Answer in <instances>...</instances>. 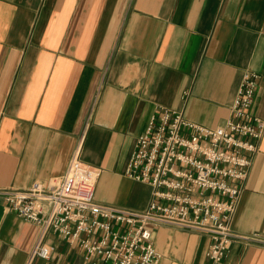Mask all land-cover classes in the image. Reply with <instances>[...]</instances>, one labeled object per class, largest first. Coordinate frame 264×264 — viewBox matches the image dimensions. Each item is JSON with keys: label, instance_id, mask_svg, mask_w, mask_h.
Masks as SVG:
<instances>
[{"label": "crops", "instance_id": "1", "mask_svg": "<svg viewBox=\"0 0 264 264\" xmlns=\"http://www.w3.org/2000/svg\"><path fill=\"white\" fill-rule=\"evenodd\" d=\"M245 72L264 119V0H0V188L57 182L78 158L100 171L99 203L144 210L151 187L125 174L161 108L224 125ZM231 229L264 241V135ZM39 227L0 201V264H26ZM49 259L84 264L52 232ZM210 235L157 226V264H206ZM223 264H264V244L233 242Z\"/></svg>", "mask_w": 264, "mask_h": 264}, {"label": "built area", "instance_id": "2", "mask_svg": "<svg viewBox=\"0 0 264 264\" xmlns=\"http://www.w3.org/2000/svg\"><path fill=\"white\" fill-rule=\"evenodd\" d=\"M259 76L245 72L224 125L208 128L183 111L161 108L137 137L125 174L151 187L141 211L99 203V169L73 158L57 182L28 189L0 188V201L39 227L26 264L49 259L52 232L83 253L84 264H157V226L210 235L206 264H223L236 241L264 244L231 229L240 197L264 135V119L251 107Z\"/></svg>", "mask_w": 264, "mask_h": 264}]
</instances>
